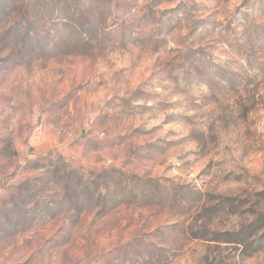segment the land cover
<instances>
[{
	"label": "rangeland",
	"instance_id": "374dc122",
	"mask_svg": "<svg viewBox=\"0 0 264 264\" xmlns=\"http://www.w3.org/2000/svg\"><path fill=\"white\" fill-rule=\"evenodd\" d=\"M0 264H264V0H0Z\"/></svg>",
	"mask_w": 264,
	"mask_h": 264
},
{
	"label": "trees",
	"instance_id": "16d2710c",
	"mask_svg": "<svg viewBox=\"0 0 264 264\" xmlns=\"http://www.w3.org/2000/svg\"><path fill=\"white\" fill-rule=\"evenodd\" d=\"M5 2H6V0H5ZM5 6H6V4H5ZM27 35L30 36V32H28ZM65 179L67 180V183H66V190H68V191H70V189L78 190V189L82 186L83 183H84V184H87L86 181H84V178H80V180H79L80 182L78 181V184H77V185L70 183V181H69V176H68V175H66ZM101 189H102V188H101ZM81 190H82V189H81ZM81 192H82V191H81ZM102 195H103V193L101 192V193L99 194V198H102ZM254 226H255V225H254ZM244 232H245V231H243V232H241V233H239V234H240V235H241V234H244Z\"/></svg>",
	"mask_w": 264,
	"mask_h": 264
}]
</instances>
